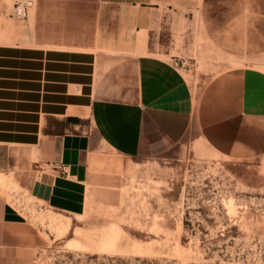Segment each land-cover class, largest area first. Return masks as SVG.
Returning a JSON list of instances; mask_svg holds the SVG:
<instances>
[{"label": "crops", "instance_id": "obj_1", "mask_svg": "<svg viewBox=\"0 0 264 264\" xmlns=\"http://www.w3.org/2000/svg\"><path fill=\"white\" fill-rule=\"evenodd\" d=\"M241 1L35 0L29 18L1 29L4 252L30 253L35 241L32 248L26 241L42 237L3 192L6 186L59 216H82L91 200L132 164L150 157L162 143L185 137L194 97L185 75L173 67L171 45L163 37L185 30L187 10L201 14L204 9L211 18L209 29L225 31L223 40L231 49L257 47V56L264 57V0L249 8ZM244 23L253 33H241ZM241 57L243 63L252 62L254 55ZM230 71L220 81L216 102L233 105L219 109L211 122L202 107L200 134L227 135L231 142L264 141V134H254L248 125L264 129V102L258 110L243 111L252 93L247 83L264 72L250 67ZM233 76H240L234 91ZM223 91L227 94L219 96ZM222 119L230 124L218 123ZM56 164L68 166V173Z\"/></svg>", "mask_w": 264, "mask_h": 264}, {"label": "rangeland", "instance_id": "obj_2", "mask_svg": "<svg viewBox=\"0 0 264 264\" xmlns=\"http://www.w3.org/2000/svg\"><path fill=\"white\" fill-rule=\"evenodd\" d=\"M16 1L28 4L25 18L13 15ZM261 1L239 5L249 8ZM34 6L35 0H0V31L8 23H23ZM201 11L187 10L185 30L163 37L171 45V60L186 62L180 71L194 97L185 137L162 143L150 157L132 164L91 200L82 216H59L6 186L3 192L42 237L26 241L31 248L35 241L30 253L0 248V264H264V141L231 142L227 135L199 131L202 107L210 121L219 109L233 105L216 102L220 81L235 68L264 72V57L257 56V47L231 49L225 31L210 30V15ZM247 26L241 33L250 35ZM245 52L254 55L252 62H242ZM231 80L234 91L240 76ZM247 86L252 93L242 109L250 113L264 102V77H252ZM248 125L254 134H264L263 127Z\"/></svg>", "mask_w": 264, "mask_h": 264}, {"label": "built area", "instance_id": "obj_3", "mask_svg": "<svg viewBox=\"0 0 264 264\" xmlns=\"http://www.w3.org/2000/svg\"><path fill=\"white\" fill-rule=\"evenodd\" d=\"M28 4L25 1H16L13 4V15L18 18H25L27 15ZM172 65L175 69L180 70L186 66V62L179 59H174ZM57 169H59L63 174L68 173V166L56 164Z\"/></svg>", "mask_w": 264, "mask_h": 264}]
</instances>
